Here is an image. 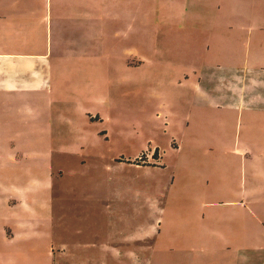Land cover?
Segmentation results:
<instances>
[{"label": "rangeland", "instance_id": "rangeland-1", "mask_svg": "<svg viewBox=\"0 0 264 264\" xmlns=\"http://www.w3.org/2000/svg\"><path fill=\"white\" fill-rule=\"evenodd\" d=\"M43 2L59 22L56 60L73 64L70 113L90 107L36 176L51 175L40 199L52 264H185L205 204L264 151V0L245 1L240 27L218 26L228 0Z\"/></svg>", "mask_w": 264, "mask_h": 264}, {"label": "crops", "instance_id": "crops-1", "mask_svg": "<svg viewBox=\"0 0 264 264\" xmlns=\"http://www.w3.org/2000/svg\"><path fill=\"white\" fill-rule=\"evenodd\" d=\"M228 1L229 22L218 20V26L240 27L251 15L247 0ZM51 12L43 0H0V264H52L54 240L42 228L51 201L40 199L42 186L50 189L51 175L45 184L36 176L43 161L51 169L54 146L64 145L59 140H67L76 118L90 110L78 103L77 117L70 113L73 97L62 82L73 64L56 60L62 42ZM252 155L245 170L230 171L226 188L217 189L205 204L214 212L197 216L203 231L195 237L194 251L180 252L185 264H194L191 258L201 264H264V151ZM24 232L34 235L27 239ZM18 236L23 246L12 248Z\"/></svg>", "mask_w": 264, "mask_h": 264}]
</instances>
